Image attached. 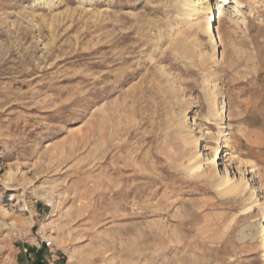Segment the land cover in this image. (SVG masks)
I'll return each mask as SVG.
<instances>
[{
  "label": "rangeland",
  "instance_id": "374dc122",
  "mask_svg": "<svg viewBox=\"0 0 264 264\" xmlns=\"http://www.w3.org/2000/svg\"><path fill=\"white\" fill-rule=\"evenodd\" d=\"M178 1L0 0V264H264V0Z\"/></svg>",
  "mask_w": 264,
  "mask_h": 264
},
{
  "label": "bare ground",
  "instance_id": "6f19581e",
  "mask_svg": "<svg viewBox=\"0 0 264 264\" xmlns=\"http://www.w3.org/2000/svg\"><path fill=\"white\" fill-rule=\"evenodd\" d=\"M88 1L92 3L94 0ZM178 2L180 15L187 17V24L190 28H194L193 36L195 41L198 43L202 40L203 36H207L211 39L213 49H219L224 39L220 31L221 27L218 25L217 15L221 6L220 3L223 2L224 5H230V0H179ZM260 140L264 142V138ZM229 182V177H227L223 179L222 185L226 186ZM254 235L257 240V250L264 252V214L263 218L254 227Z\"/></svg>",
  "mask_w": 264,
  "mask_h": 264
}]
</instances>
